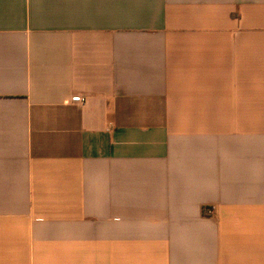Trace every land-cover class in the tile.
<instances>
[{"label": "crops", "instance_id": "0c3cea01", "mask_svg": "<svg viewBox=\"0 0 264 264\" xmlns=\"http://www.w3.org/2000/svg\"><path fill=\"white\" fill-rule=\"evenodd\" d=\"M0 264H264V0H0Z\"/></svg>", "mask_w": 264, "mask_h": 264}, {"label": "built area", "instance_id": "2783aa9c", "mask_svg": "<svg viewBox=\"0 0 264 264\" xmlns=\"http://www.w3.org/2000/svg\"><path fill=\"white\" fill-rule=\"evenodd\" d=\"M72 102L75 104L82 105V104H85L86 98L83 96H75L72 98Z\"/></svg>", "mask_w": 264, "mask_h": 264}]
</instances>
